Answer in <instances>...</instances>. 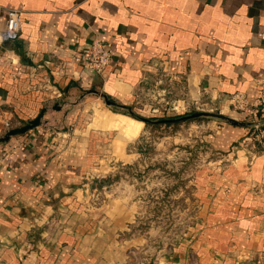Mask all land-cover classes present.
I'll return each instance as SVG.
<instances>
[{
  "label": "crops",
  "instance_id": "0c3cea01",
  "mask_svg": "<svg viewBox=\"0 0 264 264\" xmlns=\"http://www.w3.org/2000/svg\"><path fill=\"white\" fill-rule=\"evenodd\" d=\"M6 8L21 31L0 43V136L60 109L0 145V264H264V144L249 127L204 133L213 157L193 172L199 211L176 246L157 251L141 203L95 198L92 184L139 155L128 147L143 130L110 127L126 113L105 97L125 108L165 79L174 97L244 117L229 98L260 94L264 0H0V30ZM96 37L111 53L103 73L83 55Z\"/></svg>",
  "mask_w": 264,
  "mask_h": 264
},
{
  "label": "rangeland",
  "instance_id": "374dc122",
  "mask_svg": "<svg viewBox=\"0 0 264 264\" xmlns=\"http://www.w3.org/2000/svg\"><path fill=\"white\" fill-rule=\"evenodd\" d=\"M167 82L163 79L154 82L155 86L148 84L142 98L125 108L109 98L113 101L111 108L127 114L115 113L108 120L110 127H117L133 138L143 126L140 135L128 147L139 155L127 159L125 164L114 162V169L109 174L92 181L96 188L95 198L110 194L141 203L140 225L150 231V243L157 251L165 246H176L199 211L190 183L195 168L213 157L209 145L201 141L204 133L213 129L212 121L233 126L227 120L213 116L164 119L212 112L247 121L234 112H223L202 95L174 97L175 90ZM100 103L108 106L104 98ZM47 107L49 113L56 110L54 104ZM142 118L152 121L143 122ZM11 128L12 125L8 126L7 131ZM254 130L256 127L250 129V134Z\"/></svg>",
  "mask_w": 264,
  "mask_h": 264
},
{
  "label": "built area",
  "instance_id": "2783aa9c",
  "mask_svg": "<svg viewBox=\"0 0 264 264\" xmlns=\"http://www.w3.org/2000/svg\"><path fill=\"white\" fill-rule=\"evenodd\" d=\"M6 12L7 24L5 29L0 30V43L18 39L21 31V10L6 8ZM83 55L86 58V67L95 73H103L111 61V53L105 41L98 37L93 39ZM257 80L261 87L259 96L250 98L245 92L238 91L229 98L233 110L242 113L247 120L264 119L259 116L260 111L264 109V75L261 74ZM173 106L175 109L178 108V106ZM154 110L158 111L159 108ZM8 126L10 125L7 123ZM250 139L264 144V125L256 127V130L250 134Z\"/></svg>",
  "mask_w": 264,
  "mask_h": 264
},
{
  "label": "water",
  "instance_id": "95a60500",
  "mask_svg": "<svg viewBox=\"0 0 264 264\" xmlns=\"http://www.w3.org/2000/svg\"><path fill=\"white\" fill-rule=\"evenodd\" d=\"M105 99H106V102L108 104L113 103V101H111L108 97H105ZM54 108L60 109V106L56 105ZM47 110H48V107H44L41 109L39 114L34 119H31L30 121H28L27 123H25L23 125L9 129L3 136H0V144H3L5 142L9 141L10 138L15 136V135L26 133L27 131L34 129L35 127L40 126L42 124L43 117H44L45 113L47 112ZM202 116L220 117V118H223V119L227 120L228 122H230L234 125H242V126L253 127V128L254 127H261L264 124V119L241 121V120H238V119H235L232 117H227V116L223 115L222 113L215 114L212 112H194L192 114L181 116V117H178L175 119H164V120L165 121L185 120V119H189V118H196V117H202ZM142 121L143 122H151L152 120L148 119V118H142Z\"/></svg>",
  "mask_w": 264,
  "mask_h": 264
},
{
  "label": "trees",
  "instance_id": "16d2710c",
  "mask_svg": "<svg viewBox=\"0 0 264 264\" xmlns=\"http://www.w3.org/2000/svg\"><path fill=\"white\" fill-rule=\"evenodd\" d=\"M259 116H262L263 118H264V109L262 110V111H260V113H259ZM245 120H247V118H245ZM264 125V124H263ZM262 125V126H263ZM233 126H242V125H234L233 124ZM250 129H253V127H249Z\"/></svg>",
  "mask_w": 264,
  "mask_h": 264
}]
</instances>
